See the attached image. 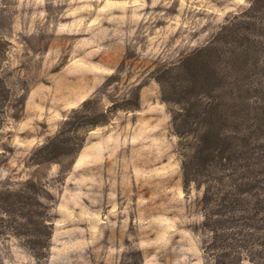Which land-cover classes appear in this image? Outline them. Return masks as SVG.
<instances>
[{
  "label": "rangeland",
  "instance_id": "374dc122",
  "mask_svg": "<svg viewBox=\"0 0 264 264\" xmlns=\"http://www.w3.org/2000/svg\"><path fill=\"white\" fill-rule=\"evenodd\" d=\"M207 45L235 136L264 116V0H0V264H209L230 181L185 182L170 87Z\"/></svg>",
  "mask_w": 264,
  "mask_h": 264
},
{
  "label": "trees",
  "instance_id": "16d2710c",
  "mask_svg": "<svg viewBox=\"0 0 264 264\" xmlns=\"http://www.w3.org/2000/svg\"><path fill=\"white\" fill-rule=\"evenodd\" d=\"M213 50L207 45L187 55L182 63L186 77L178 86L169 82L171 89L180 91L183 97L177 99L181 108L172 115L176 133L186 138L191 131L196 132L191 154L183 160L185 182H199L201 177L210 178L215 173L218 184L230 181L220 199L213 198L206 187L202 197L206 202L203 225L211 239L209 264H241L244 251L250 253L254 263L264 264V144L260 143L264 116L256 112L263 117L262 122L244 126L248 114L235 110V136L230 134L224 103L218 100V94L210 92L221 85V78L214 84L210 76L202 74L208 66L205 55ZM238 87L245 89L235 76V89ZM166 89L163 86V95L168 93ZM167 95L173 93L165 94V99ZM191 117L201 121L196 128L189 124ZM206 183L202 181V185Z\"/></svg>",
  "mask_w": 264,
  "mask_h": 264
}]
</instances>
